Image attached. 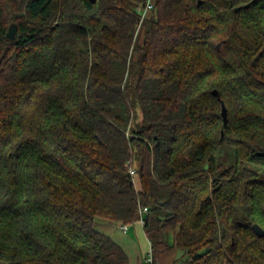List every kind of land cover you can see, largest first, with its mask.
Masks as SVG:
<instances>
[{"label":"trees","instance_id":"16d2710c","mask_svg":"<svg viewBox=\"0 0 264 264\" xmlns=\"http://www.w3.org/2000/svg\"><path fill=\"white\" fill-rule=\"evenodd\" d=\"M147 1L0 0V264H264V0Z\"/></svg>","mask_w":264,"mask_h":264},{"label":"rangeland","instance_id":"374dc122","mask_svg":"<svg viewBox=\"0 0 264 264\" xmlns=\"http://www.w3.org/2000/svg\"><path fill=\"white\" fill-rule=\"evenodd\" d=\"M11 25H13V23L10 24V26ZM10 26H9V28H10ZM142 34H143V32L141 31V37H142ZM138 118L140 119V114L139 113H138ZM104 225L106 227V223L104 222V219H102L100 217H97L95 219V227H96V229H98L99 231L103 232L104 230H106L105 227H103ZM114 226L110 230V233H111V231H113V238L116 241H118L121 245H123L124 247H128V246L132 247L134 251H132V253L130 255L131 256V261L133 259L136 260L137 253H138V251H141V250H139L140 248H139V245H138V240L135 237L136 236L135 235V229H138V230L142 229L141 225H138V224L131 225L130 230L127 233H123L122 230H120L116 225H114ZM141 239H142V243L145 244L146 247H147L145 250H143L144 254H145L144 256L147 257L148 251H149V244L145 241L146 238L142 237ZM136 247L138 248V250H135ZM172 257H174V260H176V259L178 260L177 264H187L185 262V259L182 257V253L180 251H178V250L170 251L169 253L165 254L164 257H162V258L167 260V259H170ZM163 259H162V261H163Z\"/></svg>","mask_w":264,"mask_h":264},{"label":"crops","instance_id":"0c3cea01","mask_svg":"<svg viewBox=\"0 0 264 264\" xmlns=\"http://www.w3.org/2000/svg\"><path fill=\"white\" fill-rule=\"evenodd\" d=\"M105 223H106V227H105V225L103 226V227H105V229L106 230H104L103 232H105L106 234H108V235H110L111 237H113V231H111V233H110V230L112 229V227L114 226V225H116L118 228H119V224L118 223H112V222H107V221H104ZM136 224H138V225H141V227H142V229H140V230H138V229H135V237L137 238V240H138V245H139V250H141V251H138V253H137V256H136V260L135 259H133L132 261H131V253H132V251H134L133 250V248L132 247H124L123 245V247H124V249L127 251V253H128V255H129V258H130V264H142V258H143V256L145 255L144 254V251L143 250H145L147 247H146V245L145 244H143L142 243V237H144V238H146V236H145V234H144V231H143V224L142 223H140V222H137V223H135V224H132V225H136ZM115 227V226H114ZM120 229V228H119ZM121 230V229H120ZM130 230V229H129ZM123 232V231H122ZM124 233V232H123ZM148 244H149V251H150V249H151V244H150V242H149V240L146 238V240H145ZM135 250H138V248L136 247V249ZM143 251V252H142ZM148 251V252H149ZM162 257H164V256H162ZM162 259L163 258H161L160 259V264H173V261H174V257H172V258H170V259H167V260H165V259H163V261H162Z\"/></svg>","mask_w":264,"mask_h":264},{"label":"built area","instance_id":"2783aa9c","mask_svg":"<svg viewBox=\"0 0 264 264\" xmlns=\"http://www.w3.org/2000/svg\"><path fill=\"white\" fill-rule=\"evenodd\" d=\"M154 8V0H148L146 5L144 7H138V12L141 14V19L144 20L149 16L151 13L152 9ZM131 174L134 175V171H131ZM148 209L147 208H140V219L138 222L143 223V215L147 213ZM132 224H119V228L124 232L127 233L130 229ZM142 264H153V255H152V250L148 252L147 257L143 256L142 258Z\"/></svg>","mask_w":264,"mask_h":264},{"label":"water","instance_id":"95a60500","mask_svg":"<svg viewBox=\"0 0 264 264\" xmlns=\"http://www.w3.org/2000/svg\"><path fill=\"white\" fill-rule=\"evenodd\" d=\"M249 7H250V4H247V5L244 6V8H249ZM238 10H240V8L236 9V11H238ZM16 35H17V26L15 24H13L9 28V31L7 33V38H9L11 40H14L16 38ZM218 47H220V44L218 45ZM212 93L216 97H219L218 90H214ZM221 115H222V118H223L224 125H227V123H228V111H227V108H226V106H225V104L223 102H222ZM208 167H209L208 165L205 166L206 169H208ZM253 229L256 232L258 237H260V238L264 237V229L261 226H259L258 224H254L253 225Z\"/></svg>","mask_w":264,"mask_h":264},{"label":"bare ground","instance_id":"6f19581e","mask_svg":"<svg viewBox=\"0 0 264 264\" xmlns=\"http://www.w3.org/2000/svg\"><path fill=\"white\" fill-rule=\"evenodd\" d=\"M145 208H146V207H145ZM145 214H146V213H145ZM145 214H144V215H145ZM144 215H143V217H144ZM142 224H143V223H142Z\"/></svg>","mask_w":264,"mask_h":264}]
</instances>
